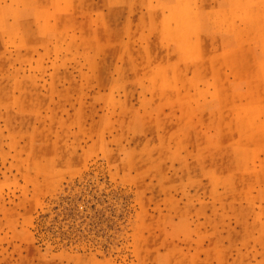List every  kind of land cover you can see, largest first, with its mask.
Here are the masks:
<instances>
[{
    "label": "rangeland",
    "instance_id": "1",
    "mask_svg": "<svg viewBox=\"0 0 264 264\" xmlns=\"http://www.w3.org/2000/svg\"><path fill=\"white\" fill-rule=\"evenodd\" d=\"M0 264H264V0H0Z\"/></svg>",
    "mask_w": 264,
    "mask_h": 264
},
{
    "label": "bare ground",
    "instance_id": "2",
    "mask_svg": "<svg viewBox=\"0 0 264 264\" xmlns=\"http://www.w3.org/2000/svg\"><path fill=\"white\" fill-rule=\"evenodd\" d=\"M249 92V91H248ZM251 92V91H250ZM237 95H239V94H237ZM249 95V94H248ZM252 95V94H251Z\"/></svg>",
    "mask_w": 264,
    "mask_h": 264
}]
</instances>
